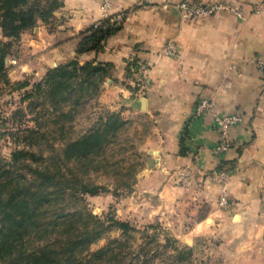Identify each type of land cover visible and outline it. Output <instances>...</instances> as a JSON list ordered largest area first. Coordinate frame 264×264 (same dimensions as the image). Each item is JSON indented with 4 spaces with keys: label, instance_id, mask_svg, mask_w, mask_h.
<instances>
[{
    "label": "crops",
    "instance_id": "obj_1",
    "mask_svg": "<svg viewBox=\"0 0 264 264\" xmlns=\"http://www.w3.org/2000/svg\"><path fill=\"white\" fill-rule=\"evenodd\" d=\"M185 1L223 2L242 17L223 10L187 20L179 8ZM263 2L111 0L107 9L103 0H64L50 21H39L14 42L9 75L43 79L73 61L102 68L97 91L104 109L140 133L146 129L136 187L160 199L162 212L154 217L194 220L179 235L186 245L232 230L248 250L252 242H264V8L255 9ZM107 15L123 16L116 32L99 52L79 55L81 40ZM132 58L152 65L145 92L133 85ZM13 59L17 66L9 64ZM202 99L214 103L213 111L196 116ZM215 114L242 118L229 130L231 147L221 155L214 150L222 139Z\"/></svg>",
    "mask_w": 264,
    "mask_h": 264
},
{
    "label": "trees",
    "instance_id": "obj_2",
    "mask_svg": "<svg viewBox=\"0 0 264 264\" xmlns=\"http://www.w3.org/2000/svg\"><path fill=\"white\" fill-rule=\"evenodd\" d=\"M63 2L0 0V28L4 39H8L7 42L0 40V81L10 84L7 59L14 42L24 32L33 30L39 21H50ZM106 23L105 20L98 28L94 25L85 35L78 46L79 55L102 49L104 41L117 30V25L106 27ZM103 78V69L99 66L91 63L80 66L73 61L50 70L33 88L36 95L44 94L49 103L63 111L67 104L79 106L81 97L98 94ZM28 85L25 82L17 86L21 89ZM127 124L117 114H111L101 126L68 144L63 155L44 157L42 153L37 155L23 149L16 150L10 161L0 156V264H147L152 260L148 252L143 261L139 255L134 256L133 262L121 261L126 258L121 255L128 243L122 240H113L98 251H90L108 229L116 226L128 235L134 228L130 222L115 219L112 225L106 226L84 206L68 210L72 201L79 203L83 199L77 194L69 195L66 175L59 166L64 159L74 160L83 167L97 163ZM39 134L34 128L22 133L27 141L39 140ZM186 137L181 142L184 156L187 155ZM47 160H51L53 167ZM81 190L86 194L98 193L97 187L89 185L82 186ZM175 243L177 240L172 242L175 263L192 264L194 249Z\"/></svg>",
    "mask_w": 264,
    "mask_h": 264
},
{
    "label": "rangeland",
    "instance_id": "obj_3",
    "mask_svg": "<svg viewBox=\"0 0 264 264\" xmlns=\"http://www.w3.org/2000/svg\"><path fill=\"white\" fill-rule=\"evenodd\" d=\"M1 36L0 28V40L7 42L1 39ZM16 45L14 44L10 51ZM12 61L15 60H10L9 64L16 65ZM9 74H12L10 70ZM8 80L10 84L4 80L0 81V156L6 161L11 160L16 150L23 149L37 155L42 153L44 157L63 155L68 144L101 126L111 115L99 101V93L92 97H81L79 106L67 104L61 111L49 103L50 99L47 100L44 94L36 95L33 84L41 81V78L30 76L19 80L13 75H8ZM25 82H29V85L21 89L17 86L18 83ZM29 95L31 97H28ZM27 128H34L41 138L24 140L25 135L22 133ZM145 130L144 128L140 133L130 124L122 127L115 142L99 161L88 167L66 159L59 164L66 175L69 195L77 194L83 199L79 203L72 201L68 210L84 206L100 217L106 226L112 225V219H115L130 222L134 228L128 235L116 226L108 229L102 238L92 245L90 251H98L113 240H122L128 242L121 255V258L126 257L121 260L123 262H133L137 255L143 261L146 253L150 252L148 256L153 258L147 264H176L172 256L176 251L172 242L177 240L176 246L194 249L192 264H264V248H260L264 242H252L248 250H244L241 246L244 239L238 237V240H235L232 230H229L219 231L214 237L197 238L194 245L189 246L179 235L187 232L194 220L188 218L185 221L177 215L172 216L170 220L163 215L154 217L157 212H162L160 199L136 187L138 171L144 164L140 149L144 145L142 134ZM46 163L53 167L51 160ZM84 185L97 187L98 193H82Z\"/></svg>",
    "mask_w": 264,
    "mask_h": 264
},
{
    "label": "built area",
    "instance_id": "obj_4",
    "mask_svg": "<svg viewBox=\"0 0 264 264\" xmlns=\"http://www.w3.org/2000/svg\"><path fill=\"white\" fill-rule=\"evenodd\" d=\"M104 6L107 9L111 7V0H103ZM179 8L182 12L183 18L187 20H192L195 18H209L210 16L218 13L220 11H230L236 14L239 17H242L241 11L231 6L230 4H225L223 2H215V3H201V4H190L189 2H181L179 4ZM264 8V2L260 3L256 6L257 11H261ZM107 21L106 27L109 25H118L122 22L123 16L122 15H112L108 16L101 22L95 24V27L98 28L104 25V21ZM168 52L174 53V49L171 47L169 48ZM16 63L15 61H12ZM131 62V71L133 74V85L139 89V92H145L150 87L151 75H152V65L148 62H144L142 60H136L132 58ZM264 65V62H262ZM214 103L207 100L202 99L197 108H196V116H201L213 111ZM242 121V118L237 115H228V114H215L214 115V122L218 131L221 134V141L214 149L217 154H223L224 152L228 151L231 147V143L228 140L229 130L236 126L238 123Z\"/></svg>",
    "mask_w": 264,
    "mask_h": 264
},
{
    "label": "water",
    "instance_id": "obj_5",
    "mask_svg": "<svg viewBox=\"0 0 264 264\" xmlns=\"http://www.w3.org/2000/svg\"><path fill=\"white\" fill-rule=\"evenodd\" d=\"M154 165H155V164H153L152 159H151V163H150L149 167H150V168H153Z\"/></svg>",
    "mask_w": 264,
    "mask_h": 264
}]
</instances>
